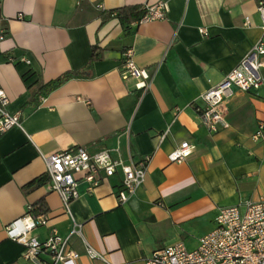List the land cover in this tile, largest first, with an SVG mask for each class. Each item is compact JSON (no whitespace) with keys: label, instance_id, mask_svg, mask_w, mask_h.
Masks as SVG:
<instances>
[{"label":"crops","instance_id":"0c3cea01","mask_svg":"<svg viewBox=\"0 0 264 264\" xmlns=\"http://www.w3.org/2000/svg\"><path fill=\"white\" fill-rule=\"evenodd\" d=\"M258 1L0 0V90L7 112L22 116L21 128L0 133V264H31L4 229L39 203L48 222L33 235L68 237L78 257L66 264H144L177 243L194 250L214 229L219 208L243 211L246 202L264 201V145L251 139L264 122V68L257 91H235L229 101L228 129L210 133L196 111L202 94L264 44ZM161 3L162 20L133 23L127 32L99 16ZM93 48L100 60L89 66ZM127 50L152 76L144 95L120 77ZM71 73L80 75L37 95L39 86ZM182 143L193 147L191 155L170 163ZM71 147H119L123 157L129 150L134 161L149 158L143 185L120 205V174L92 194L81 183L65 212L47 187L42 156ZM41 178L42 185L26 187ZM73 224L80 236L71 235ZM86 245L101 259L87 257Z\"/></svg>","mask_w":264,"mask_h":264},{"label":"built area","instance_id":"2783aa9c","mask_svg":"<svg viewBox=\"0 0 264 264\" xmlns=\"http://www.w3.org/2000/svg\"><path fill=\"white\" fill-rule=\"evenodd\" d=\"M79 2L81 0H75ZM99 8V6H97ZM145 15L138 24L162 20L166 7L161 3L155 7H145ZM256 12L260 18V28L264 31V1H258ZM245 20V26L248 25ZM204 34V30H200ZM264 44L256 43L243 60L216 85L199 97L202 106L197 108L201 124L210 132L229 128L227 122L228 103L235 91L248 93L257 91L261 79L257 75L264 68ZM120 77L124 82H134V89L144 95L151 87L152 76L145 69L138 68L131 59V50L123 55ZM8 100L0 90V133L12 128H21L22 116L19 112L9 114ZM164 136H161L163 138ZM254 142L264 145V122L257 123L251 136ZM193 147L182 143L169 155L170 163L184 162L192 153ZM123 157L119 147L101 149L90 153L83 147H71L42 159L45 162L46 184L55 193L65 212L71 202L79 197L78 186L86 185V192L100 186L104 178L120 174V189L117 201L120 205L133 197L143 185L149 158L134 161L127 150ZM48 222L46 213L34 212L27 207L25 215L7 225L6 237L23 248L22 259L31 264H66L75 260L78 254L69 245V238L52 230L44 241L37 240L33 232ZM71 235L80 236V226L73 224ZM85 254L90 259H101L92 248L86 245ZM42 256L48 259L43 260ZM144 264H264V201L246 202L243 211L238 206L218 209L214 229L199 239L194 250H187L183 244L167 246L144 259Z\"/></svg>","mask_w":264,"mask_h":264},{"label":"trees","instance_id":"16d2710c","mask_svg":"<svg viewBox=\"0 0 264 264\" xmlns=\"http://www.w3.org/2000/svg\"><path fill=\"white\" fill-rule=\"evenodd\" d=\"M146 9L145 7L141 6H128V7H122L111 11H102L100 13V19L101 23H105L110 19H117L120 26L127 32L131 29V25L133 23L139 22V20L145 15ZM5 34H3L4 36ZM100 60V56L96 53V48L92 49V55L90 58L89 66L95 62ZM78 73H71L66 74L52 82H49L45 85L39 86L37 95L45 96L48 93L52 92L53 90L57 89L59 86H61L63 83L68 81L72 76H79ZM43 184V179H37L33 182L29 183L26 187L27 188H33L37 187L39 185ZM34 212H45L44 206L40 203L38 205H35Z\"/></svg>","mask_w":264,"mask_h":264}]
</instances>
